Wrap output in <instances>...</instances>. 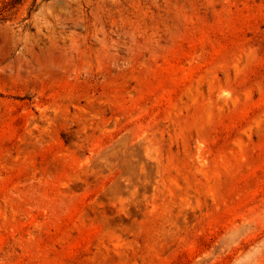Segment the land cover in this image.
Here are the masks:
<instances>
[{"label":"rangeland","instance_id":"obj_1","mask_svg":"<svg viewBox=\"0 0 264 264\" xmlns=\"http://www.w3.org/2000/svg\"><path fill=\"white\" fill-rule=\"evenodd\" d=\"M0 264H264V0H0Z\"/></svg>","mask_w":264,"mask_h":264}]
</instances>
